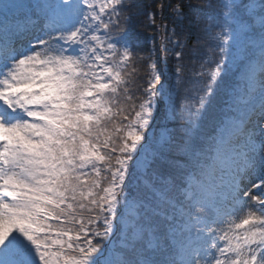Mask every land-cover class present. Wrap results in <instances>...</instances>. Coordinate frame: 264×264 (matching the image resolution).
<instances>
[{"label":"snow or ice","instance_id":"1","mask_svg":"<svg viewBox=\"0 0 264 264\" xmlns=\"http://www.w3.org/2000/svg\"><path fill=\"white\" fill-rule=\"evenodd\" d=\"M0 264H264V0H0Z\"/></svg>","mask_w":264,"mask_h":264},{"label":"trees","instance_id":"2","mask_svg":"<svg viewBox=\"0 0 264 264\" xmlns=\"http://www.w3.org/2000/svg\"><path fill=\"white\" fill-rule=\"evenodd\" d=\"M136 2L139 3L141 7L146 11H158V4L160 3V0H136ZM173 2L175 3L176 0H173ZM202 2L203 0H191V3L193 5H200ZM164 22L168 24L169 28L173 27V21L170 15L165 18ZM145 23L146 18L141 17L139 20H137L136 27L134 29L141 41L138 51H140L143 55H146L153 47L151 42L152 32L151 30H145V27H143ZM157 23H159V19L157 20ZM175 27L178 33V38L187 41V49H185V59L193 58L198 61L202 53H193L190 51L195 46L196 34L188 30L187 21H184L183 24L177 22ZM156 49L157 52L155 58L158 70L163 68L165 71V76L171 75V70L173 69L176 61L175 58L171 55H168L167 58H165V54L160 51V40L158 36L156 38ZM146 71L147 70L145 69V73ZM164 79L165 77H162V82H164ZM140 82L143 83V79H141Z\"/></svg>","mask_w":264,"mask_h":264}]
</instances>
